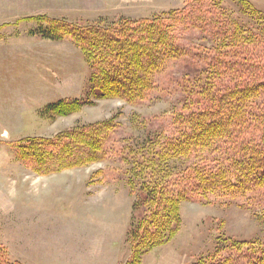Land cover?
Instances as JSON below:
<instances>
[{
    "label": "trees",
    "instance_id": "trees-1",
    "mask_svg": "<svg viewBox=\"0 0 264 264\" xmlns=\"http://www.w3.org/2000/svg\"><path fill=\"white\" fill-rule=\"evenodd\" d=\"M230 2L186 0L182 8L152 18L119 16L108 26L46 16L26 20L37 23L31 32L37 38L70 40L88 66L83 96L48 105L51 117L77 113L93 99L147 101L160 75L179 91L170 135L110 142L119 128L113 117L52 138L5 144L16 161L39 176L114 156L125 169L120 178L136 196L126 264H141L178 235L184 202L207 205L264 190V12L249 0ZM0 264L21 263L0 244ZM193 264H264V240L221 237L212 253Z\"/></svg>",
    "mask_w": 264,
    "mask_h": 264
},
{
    "label": "rangeland",
    "instance_id": "rangeland-1",
    "mask_svg": "<svg viewBox=\"0 0 264 264\" xmlns=\"http://www.w3.org/2000/svg\"><path fill=\"white\" fill-rule=\"evenodd\" d=\"M223 1L232 6L230 0ZM249 1L264 12V0ZM47 2L45 11H39L34 17L108 26L119 16L152 18L182 8L186 0ZM33 6V0L26 3V7ZM17 16L21 13L17 12ZM26 17L18 20L11 14L1 20L0 44L25 49L27 43L34 44L36 39L54 42L31 35L37 23L26 21L32 16ZM54 43L43 52L49 59L48 64L44 63L48 81L32 85L35 99L39 101L43 96L40 101L46 102L36 107L34 99L33 116L25 125L30 129L2 131L6 119H15L11 108L17 103L16 96L7 89L11 85H2L3 107L10 109L0 112V244L13 261L21 264H126L131 254L126 232L136 196L130 195L120 178L125 169L116 163L114 156L82 168L39 176L16 161L5 144L28 137L52 138L67 129L113 117L117 118L119 128L110 142L128 136L142 141L148 133L170 135L174 114L180 107L179 91L168 84L167 76L160 75L158 88L147 101L128 104L119 99H93V104L77 113L51 117L46 107L64 98H81L89 75L84 56L70 40ZM57 48L60 54L65 52L64 60L59 55L60 62L56 61ZM169 72L176 76L173 65ZM14 111L17 115L31 114L30 109ZM114 166L119 171H111ZM99 171L102 173L92 178ZM181 217L178 235L167 245L145 255L141 264H193L212 253L221 237L264 240V190H253L235 198L221 197L207 205L184 202Z\"/></svg>",
    "mask_w": 264,
    "mask_h": 264
},
{
    "label": "crops",
    "instance_id": "crops-1",
    "mask_svg": "<svg viewBox=\"0 0 264 264\" xmlns=\"http://www.w3.org/2000/svg\"><path fill=\"white\" fill-rule=\"evenodd\" d=\"M29 0H0V26H2L3 18H7L9 15H13L15 19H23L24 17H34L36 14H39V11H45L47 7L48 0L43 2V0H33L34 6L26 7V3ZM36 1V2H34ZM32 8V9H30ZM11 12V13H10ZM17 12L21 13V16H17ZM5 23V22H4ZM35 40V39H33ZM34 44H26L25 49L21 46L6 45L0 44V112L10 107H3L4 103L1 98L2 85H11L7 89L11 94L16 96L17 103L13 106L12 117H15L14 120H5V127L2 131H25L30 128L25 127L27 124L28 118L33 116V101L37 95L33 91V84H44L48 81L47 76L44 74V67L46 62L49 61L43 54L44 50L48 48L49 45L54 42L37 40L34 41ZM55 44V43H54ZM31 47V50H28V47ZM28 50V51H27ZM32 53H27V52ZM65 52L62 51L60 54L59 48H57V62H60V56L62 60L65 59ZM60 55V56H59ZM46 63V64H44ZM42 96L41 99H35L37 101L36 107L41 106L45 102ZM48 99V98H46ZM30 101V106L28 102ZM21 104L19 107L18 104ZM22 108L24 112L31 110V114H20L17 115L14 110ZM9 120V121H8Z\"/></svg>",
    "mask_w": 264,
    "mask_h": 264
}]
</instances>
